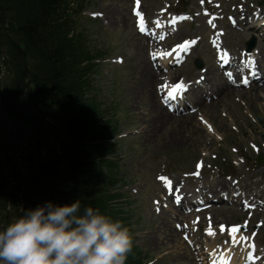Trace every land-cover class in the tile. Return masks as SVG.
I'll use <instances>...</instances> for the list:
<instances>
[{
    "label": "rangeland",
    "instance_id": "obj_1",
    "mask_svg": "<svg viewBox=\"0 0 264 264\" xmlns=\"http://www.w3.org/2000/svg\"><path fill=\"white\" fill-rule=\"evenodd\" d=\"M152 0H145V4H147V10L153 11L161 5V0H155L154 5L150 8ZM94 6L96 7L95 10H109L112 11L109 14V18H102L100 20L101 24L108 25L112 29H116V40L113 42V46L120 52L116 54L123 55L125 62L130 65L133 57V47L131 44V39L134 37L131 35V23L128 20V9L126 17H120V22L116 20L115 17H111L114 12H117L118 4L123 7H128L130 5V0H96L94 1ZM102 8V9H101ZM124 16V15H123ZM202 32V31H201ZM199 30H196L192 33H187L188 35H195L198 34ZM102 35L101 33L98 34ZM199 49L197 51L200 52ZM138 62V59H135V65ZM120 73V70H119ZM125 77L123 79V89L121 90L123 98L128 99V103L126 106V110L128 116L125 121L122 122V126L127 127H134L139 125L142 121L148 123H156L155 119L147 115L146 117H140L137 113L138 106L141 104H145L143 100L136 99L135 96V89H136V79L134 76L136 75L135 69L131 66H127L124 68ZM118 83V82H117ZM241 97L240 94H238ZM231 101H234L231 98ZM228 105V104H227ZM230 105V106H229ZM228 108L232 110V114L236 113V116L232 118V121L229 118H226V126L225 123L219 121L217 118L218 107H216V114L214 113L213 109L206 108V112L208 113L207 119L215 120L221 130V133H225L224 136L216 139L213 136L209 137L206 133L200 128V123L197 120V115L195 114V119L190 116L188 118L189 124H191L190 128L186 130V126L182 124L180 121L181 119L175 120H168L161 126V134L154 135L152 131L150 134H147V131H144L141 136L137 137V141L139 146L134 147L135 155L129 157L127 159V166L129 165L134 171H145L146 174L139 179H137L133 184H131L128 188L123 189L130 193L131 198L135 201L134 204V224L132 226L133 233L132 236L135 237V243L138 244V248L142 251L144 256H148L155 258L156 261L154 264H206L204 259L201 260H194L191 256L188 248L185 247L181 238H178V234H176V239L174 240V235L171 232L164 233L159 228L160 221L162 217H155L149 206H151V199L154 197L150 189L156 185L154 178L156 173L160 171V168L164 166V163L167 162L169 157H191L188 164L192 166L194 158L199 156L203 157L204 152L202 151L203 148L210 149V159L213 157V154H217L219 157H227L231 155L234 159V162L239 163L238 166L240 167L241 171L244 173V178L247 179L250 177V171L247 168V165L241 163L239 159L240 151L235 150L232 151L233 145H239L244 149H248L251 153H254L252 149L249 147V142L255 139L259 148L264 150V147H261V140H257L258 138H262V132L264 133V114L262 111L259 110L260 100L259 103H252L247 102L242 104L240 102L237 103H229ZM206 106V105H205ZM259 107V108H258ZM235 112V113H234ZM225 110L220 109V114L224 117ZM253 113L257 115L263 126L262 132L261 129H258V125L253 118ZM253 115V116H252ZM251 123L254 129H250V132H244V127ZM201 129V132L197 129V126ZM224 124V126H223ZM250 125V126H251ZM234 126H237V130L243 133L242 136L236 135V131L233 129ZM194 131V136L199 135L198 138H195L192 142V138L190 134ZM148 135V136H145ZM226 138L228 141H231L232 146H229V153L226 155H222L219 153L217 149V144L222 142L223 139ZM16 145H12V148ZM226 145L224 144V147ZM232 147V148H231ZM125 147L122 148L124 150ZM232 151V152H231ZM237 151V152H236ZM231 153V154H230ZM254 155V154H251ZM210 161V160H209ZM208 161V162H209ZM208 162H205L208 165ZM137 177H133L131 180ZM218 181H225V178L218 177ZM122 183H119V186ZM114 186V187H117ZM229 187V185L227 184ZM147 188V191H144ZM130 189H136L137 192L132 194ZM264 191V183L261 188ZM229 210L215 208L213 212V217L215 222H219L220 219L227 217L231 220H226V222H237L240 221L244 214L242 215L238 210L236 214H230ZM230 215V216H229ZM161 218V219H160ZM260 221L263 222L261 227H258V243L260 244V248L264 249V212L259 213L254 216L253 221L251 222V227H255V222ZM251 231V229L249 230ZM203 254H200L199 257H202ZM262 264V263H259Z\"/></svg>",
    "mask_w": 264,
    "mask_h": 264
},
{
    "label": "trees",
    "instance_id": "obj_2",
    "mask_svg": "<svg viewBox=\"0 0 264 264\" xmlns=\"http://www.w3.org/2000/svg\"><path fill=\"white\" fill-rule=\"evenodd\" d=\"M59 2L0 0V14L6 8L11 14L14 13L0 31V37L4 36L13 46L16 85L26 87L34 83L40 93L50 88L55 92L60 108L75 121L84 111L74 99L77 97L75 87H78V82L72 70L76 71L77 65L72 59L69 45L59 32L61 23L56 17ZM5 12L2 11V14ZM65 149L66 157L70 158V174L75 185L74 198H81L84 204L99 207L107 214L114 215L116 211L106 205L110 197L105 192L104 195L94 192L95 182L92 178L99 175V166L91 159L93 149L74 137Z\"/></svg>",
    "mask_w": 264,
    "mask_h": 264
},
{
    "label": "clouds",
    "instance_id": "obj_3",
    "mask_svg": "<svg viewBox=\"0 0 264 264\" xmlns=\"http://www.w3.org/2000/svg\"><path fill=\"white\" fill-rule=\"evenodd\" d=\"M132 248L122 221L81 198L24 209L0 230V264H126Z\"/></svg>",
    "mask_w": 264,
    "mask_h": 264
},
{
    "label": "bare ground",
    "instance_id": "obj_4",
    "mask_svg": "<svg viewBox=\"0 0 264 264\" xmlns=\"http://www.w3.org/2000/svg\"><path fill=\"white\" fill-rule=\"evenodd\" d=\"M261 61L264 62V60H262V57H261ZM256 62H257V67L260 69L262 66L259 64L258 60ZM137 66H138V68H140V71H139V73H140L139 84L143 85L145 83L144 86L147 87V81L149 83H152L154 75L151 73L147 62L139 63ZM205 80H207L210 84L215 86L214 87L215 90L217 88L216 92L220 93V99L219 100H221V97L224 94L222 92L228 93L229 95H231L233 93V89H231V87L227 84V82L223 79L222 76H218V75L214 74V70H208V72L206 73V79ZM256 98H257V94L255 95L254 98H252V100L255 101ZM197 102L201 103V100L197 99ZM158 113L162 117H166L167 116L164 113V110L162 108H159ZM228 113H230V112L228 111ZM182 122L186 126V130H187L188 129V125L186 123L187 119L182 120ZM190 136H191L192 139H194V131L190 134ZM216 190L217 189H215V191ZM181 191H182V189H181ZM208 191L211 192V191H213V189L209 188ZM203 194H205V193H203ZM262 196L264 197V193L262 194ZM225 258L226 257H224V255H221L219 260L223 261ZM230 264H235V263L232 260Z\"/></svg>",
    "mask_w": 264,
    "mask_h": 264
},
{
    "label": "snow or ice",
    "instance_id": "obj_5",
    "mask_svg": "<svg viewBox=\"0 0 264 264\" xmlns=\"http://www.w3.org/2000/svg\"><path fill=\"white\" fill-rule=\"evenodd\" d=\"M201 3H203V0H201ZM136 4H137V6H139V4H140V0H136ZM134 13H135V15L137 16V17H139L140 19H139V21H138V27H139V30L141 31V32H144L145 31V22H144V18H143V16H142V13L139 11V10H136V9H134ZM205 14H207V13H205ZM94 15H97V14H94ZM182 19L184 18V17H181ZM209 23H211V21H209ZM213 27H215V25L213 24ZM192 43H195V41H192ZM186 44H187V42H185V44L184 45H181V47H186ZM153 57L155 58V54H153ZM227 57V54L225 53V58ZM254 61L251 59V58H249L248 59V61H247V64L248 65H252V66H254ZM247 66V65H246ZM229 77L231 78V74H229ZM244 84H247L248 83V80H247V78H244L243 79V81H242ZM184 90H186V87L183 85V83L182 82H180V83H177V84H175L169 91H168V96L169 97H175L178 93H182ZM255 147V146H254ZM161 179H166V178H161ZM221 230H223V226H221ZM231 231L233 232V233H235L236 231H237V228L236 227H233L232 229H231ZM186 239H187V237H185Z\"/></svg>",
    "mask_w": 264,
    "mask_h": 264
}]
</instances>
